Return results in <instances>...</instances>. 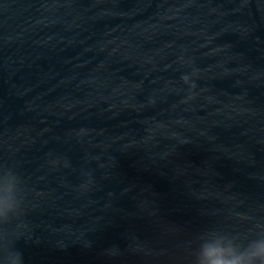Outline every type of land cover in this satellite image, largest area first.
I'll return each instance as SVG.
<instances>
[{
    "label": "water",
    "instance_id": "95a60500",
    "mask_svg": "<svg viewBox=\"0 0 264 264\" xmlns=\"http://www.w3.org/2000/svg\"><path fill=\"white\" fill-rule=\"evenodd\" d=\"M221 28L213 45H227L225 55L195 53L205 91L189 104L181 90L149 105L165 80L186 88L179 71L163 70L180 47L196 49ZM122 40L155 67L120 63L126 46L109 56ZM92 77L143 80L136 107L74 104L93 91ZM80 126L95 130L91 143H65ZM49 151L70 167L50 170ZM4 159L44 193L26 217L31 235L15 243L25 264H186L184 245L198 232L230 213L264 216V0H0ZM82 170L94 182L79 194Z\"/></svg>",
    "mask_w": 264,
    "mask_h": 264
},
{
    "label": "clouds",
    "instance_id": "9594fccd",
    "mask_svg": "<svg viewBox=\"0 0 264 264\" xmlns=\"http://www.w3.org/2000/svg\"><path fill=\"white\" fill-rule=\"evenodd\" d=\"M117 2L118 0H111L112 6L117 7ZM213 11H217V9H213ZM220 15H224V13L220 12ZM160 18L164 19L165 17L161 15ZM224 30L226 29L221 28L218 32L203 35L202 42L197 45L196 49L190 50L186 46H181L176 60L173 62L175 68L172 64H167L163 70L179 71V81L186 88L176 87V82L165 80L161 88L154 89L149 95L147 103L154 105L161 93L183 90L185 95L181 103L189 104L200 95V92L205 91L204 89L197 90L196 80L205 70L197 66L195 53L197 49L208 48V52L204 55H225L227 45H213L216 37ZM111 31H115V29H111ZM106 43H111V41ZM121 46L126 47L124 51L119 52L120 63L127 62L129 67L139 64L137 72H140L144 65L151 64L155 67L154 57L141 54L138 51L139 45L133 44L129 40H122L109 52V56L116 54ZM104 47L105 44L102 43L100 50L103 51ZM165 47H171V45H165ZM159 51L156 55L159 54ZM219 66L223 67L222 62ZM99 67L105 68L106 64L101 62ZM223 71L228 72L229 70L224 68ZM261 75L256 74L252 78L259 79ZM117 79L119 82L113 83L111 78L98 80L96 77H92L86 83L94 86L93 91L85 100H77L73 103L84 104L90 108L94 104L105 102L108 103L106 111L119 107H136L131 101L134 100V91L142 88L143 80L129 81L124 77ZM204 99L208 103H220L213 96H206ZM235 100L242 101L243 95L235 97ZM72 106L69 104L67 107ZM225 108L237 114H242L245 111L234 104L225 105ZM166 127L162 122L155 126L156 129ZM94 131L86 126L69 129L65 133L64 142L91 143ZM154 131L155 129H149L150 135L146 139H151V133ZM46 156L52 171L70 167L68 158L63 154L49 151ZM81 175L84 180L80 185L75 186V190L79 194H84L94 181L89 171L82 170ZM43 195L44 193L38 192L32 187L30 179L21 172L16 163L5 159L0 161V264H25L23 254L15 247V243L21 237L31 235L32 226L26 217L30 211L37 207L35 197ZM261 206L264 207V204ZM184 252L186 264H264V216L230 213L224 217L221 224L198 232L192 240L186 242Z\"/></svg>",
    "mask_w": 264,
    "mask_h": 264
}]
</instances>
